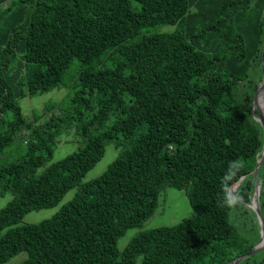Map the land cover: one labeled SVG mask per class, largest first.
<instances>
[{
  "label": "trees",
  "instance_id": "16d2710c",
  "mask_svg": "<svg viewBox=\"0 0 264 264\" xmlns=\"http://www.w3.org/2000/svg\"><path fill=\"white\" fill-rule=\"evenodd\" d=\"M263 51L264 0H0V196H13L0 264H231L257 246L241 227L249 211L260 230L257 200L264 224ZM61 87L67 109L24 117L22 98ZM76 124L83 147L38 173ZM109 142L117 158L82 183ZM166 187L197 217L120 250ZM74 188L51 218L18 225ZM238 264H264V248Z\"/></svg>",
  "mask_w": 264,
  "mask_h": 264
},
{
  "label": "rangeland",
  "instance_id": "374dc122",
  "mask_svg": "<svg viewBox=\"0 0 264 264\" xmlns=\"http://www.w3.org/2000/svg\"><path fill=\"white\" fill-rule=\"evenodd\" d=\"M163 28H166V26ZM78 70V62H76L70 67L68 77L72 79ZM261 93L258 95V97L261 95ZM68 96L69 88L61 87L33 97L22 98L20 100L22 113L24 117L32 120L36 115L43 114L45 106L50 104H59L58 106H60L61 103H64V109H67L70 105V102H68L67 99ZM17 140L19 143L21 137H18ZM83 144L82 137L78 131V125L76 124L59 137L53 158L46 164L45 167L39 169L38 173L43 171L52 163L78 151L83 147ZM21 147V144L18 146L13 145L10 149H7V152H9L11 149L20 150ZM117 156L118 150L115 148L114 143L109 142L106 145L104 157L87 173L86 177L82 180V183H86L100 177L108 169L110 164L115 161ZM76 191L77 188L68 191L62 201L54 207L27 213L18 225L37 224L43 220L51 218L60 211L64 204H67L73 199ZM231 192L234 194V189H232ZM12 198L13 196L11 193H6L5 195L0 196V210L3 209ZM251 206L253 207V204ZM244 215L246 218L241 227L242 234L247 238L248 241L257 243L258 245L263 236L261 222L259 230L249 211ZM196 217L197 213L191 206L186 192L173 187H166L159 196L158 207L155 213L141 227L129 228L126 233L119 238L117 247L120 250L125 249L130 243L131 239L141 231L151 230L162 226H173L181 222L183 219H195ZM259 246H261L263 249L264 243ZM255 255H258V252L255 253ZM26 258L27 253L22 252L16 257L12 258L6 264H20ZM135 264H142V258H138Z\"/></svg>",
  "mask_w": 264,
  "mask_h": 264
},
{
  "label": "water",
  "instance_id": "95a60500",
  "mask_svg": "<svg viewBox=\"0 0 264 264\" xmlns=\"http://www.w3.org/2000/svg\"><path fill=\"white\" fill-rule=\"evenodd\" d=\"M262 69H263V79H264V51H263V56H262ZM264 90V82H263V85L261 87L260 90ZM256 100H257V96H255V104H256ZM257 107V112H258V117H259V122L261 124V126L263 127V130H264V108L263 110H260L258 106ZM264 161V150H263V155L261 157V159L259 160V162L257 163V166L256 168L254 169L253 173H254V176H255V180H256V175H257V170L259 169V167L261 166V164L263 163ZM232 193V192H231ZM256 196L258 197L259 196V187H258V183L256 181ZM253 209L255 210V212L258 214L260 220H261V225H262V232H263V236H262V239L261 241L259 242V244L252 248L249 252H247L246 254L240 256L239 258H237L233 263L231 264H238L240 263L243 259L257 253L258 251H260L262 249L261 246L259 245H262L264 243L263 239H264V224L262 222V217H261V214H260V210H259V206H258V200L255 201V204H254V207Z\"/></svg>",
  "mask_w": 264,
  "mask_h": 264
},
{
  "label": "bare ground",
  "instance_id": "6f19581e",
  "mask_svg": "<svg viewBox=\"0 0 264 264\" xmlns=\"http://www.w3.org/2000/svg\"><path fill=\"white\" fill-rule=\"evenodd\" d=\"M264 91V90H263ZM263 108H264V104H263V106H262V109L261 110H263Z\"/></svg>",
  "mask_w": 264,
  "mask_h": 264
},
{
  "label": "clouds",
  "instance_id": "9594fccd",
  "mask_svg": "<svg viewBox=\"0 0 264 264\" xmlns=\"http://www.w3.org/2000/svg\"><path fill=\"white\" fill-rule=\"evenodd\" d=\"M253 207H254V205H253Z\"/></svg>",
  "mask_w": 264,
  "mask_h": 264
}]
</instances>
